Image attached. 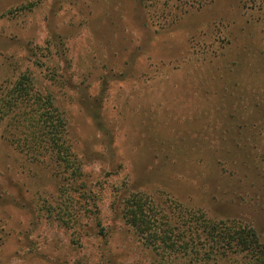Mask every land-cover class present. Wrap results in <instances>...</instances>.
Returning <instances> with one entry per match:
<instances>
[{
    "label": "rangeland",
    "instance_id": "1",
    "mask_svg": "<svg viewBox=\"0 0 264 264\" xmlns=\"http://www.w3.org/2000/svg\"><path fill=\"white\" fill-rule=\"evenodd\" d=\"M25 74L83 176L0 122V264H253L161 254L122 210L165 195L264 245V0H0V87Z\"/></svg>",
    "mask_w": 264,
    "mask_h": 264
},
{
    "label": "trees",
    "instance_id": "2",
    "mask_svg": "<svg viewBox=\"0 0 264 264\" xmlns=\"http://www.w3.org/2000/svg\"><path fill=\"white\" fill-rule=\"evenodd\" d=\"M4 119H11L10 142L17 150L31 159L53 155L69 180L83 176L66 139L64 115L50 95L36 90L31 76L21 75L11 86L0 87V122ZM159 199L132 194L122 210L126 225L148 247L192 261L207 262L225 253L264 264V245L252 227L211 220L165 195Z\"/></svg>",
    "mask_w": 264,
    "mask_h": 264
}]
</instances>
